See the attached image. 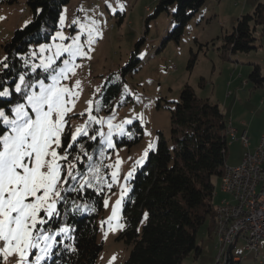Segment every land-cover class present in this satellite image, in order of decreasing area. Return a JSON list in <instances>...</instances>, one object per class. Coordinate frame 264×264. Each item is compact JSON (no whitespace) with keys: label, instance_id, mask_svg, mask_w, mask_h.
I'll list each match as a JSON object with an SVG mask.
<instances>
[{"label":"rangeland","instance_id":"1","mask_svg":"<svg viewBox=\"0 0 264 264\" xmlns=\"http://www.w3.org/2000/svg\"><path fill=\"white\" fill-rule=\"evenodd\" d=\"M259 2L264 3V0H206L179 31L172 18L174 6L152 15L157 0H69L61 6L57 26L49 39L31 44L29 55L35 58L31 63L39 64L42 57L51 55L49 50L41 52V46L61 42L58 38L53 39L57 31H62L70 38L78 33L80 23L90 24L91 20L98 22L96 26L101 35L91 45L88 53L90 58H77L76 63L81 66L76 68L70 80L65 81L70 85L76 80L80 81L74 111L85 115L72 118L70 123L73 130L88 119L85 112L89 107L87 102L93 101V110L98 107L102 86L122 74L121 68L128 62L132 52L137 50L136 58L139 61L124 74L121 83V105L116 106L111 113L101 115L99 118H103L104 123L96 127L106 134L109 119L114 125L126 119L132 120L131 124L124 125V135L117 134V130L113 129V148H107L100 138L97 139L99 144L93 163L104 167L98 174L103 177L99 186L109 188L108 184H111V189L104 198L108 204H104L103 211L97 217L98 240L102 243V250L95 264H121L128 256L131 246L119 237L124 228L123 199L131 188V177L127 180L125 177L145 161V150L154 147L159 132L164 136L169 135L170 112L174 102L179 100L184 85H190L199 97L217 103L224 116H228L227 112L231 110L244 108L264 113V107L258 105L260 100L264 101V84L254 89L252 82L248 81L251 61L261 63L264 69V60H260V55H264L262 26H258L254 32V45L257 49L235 53L225 49V35L231 32L236 19L251 13ZM120 5H123L122 11ZM62 15L65 16L63 25L59 22ZM30 19L31 12L25 0L13 3L0 1V61L3 59L2 45L16 28L23 27ZM73 20L79 23L73 24ZM86 38V34L82 36V42ZM63 42L69 43L70 40ZM191 59L194 62L189 67ZM137 126L142 129L141 138L137 142L116 143V138L133 137L138 133ZM149 144L153 145L150 149ZM104 149L107 151L104 152ZM137 161L141 162L137 164ZM113 172L117 173L115 181L111 176ZM213 182L215 206L225 199L235 203L236 200L230 195L221 192L217 176H213ZM122 191L118 219L109 221L112 208L116 200L121 198ZM207 224H203L197 233V241L202 246L201 255L196 259L192 255L187 256L185 264H215L216 239L208 234ZM243 245L244 240L238 239L237 248L241 254H246ZM252 255H248L249 261L258 264ZM258 259L264 262V240L260 242ZM4 264L9 262L5 261Z\"/></svg>","mask_w":264,"mask_h":264},{"label":"trees","instance_id":"2","mask_svg":"<svg viewBox=\"0 0 264 264\" xmlns=\"http://www.w3.org/2000/svg\"><path fill=\"white\" fill-rule=\"evenodd\" d=\"M0 1L13 3L16 0ZM68 1L25 0L31 19L23 27L16 28L2 45L1 61L7 57L9 68L2 69L0 64V87L13 89L15 83L19 82V75L30 71L31 62L35 59L29 55L31 44L49 39L57 26L61 6ZM205 2L157 0L152 15L174 6L172 18L181 31L190 16ZM258 26H262L261 31L264 32V3L261 2L251 13L236 19L231 32L225 35V49L234 53L256 49L254 32ZM136 51L121 68L122 74L102 86L98 107L93 110L97 117L109 114L121 105V83L124 74L139 61ZM193 62L194 59H191L189 67ZM248 81L252 82L253 88L263 84L259 64H252ZM18 99L19 95L15 93L10 98H0V107L5 106V100L14 103ZM226 125L217 103L199 97L190 85H184L179 100L174 102L170 112L169 135L158 133L154 147L130 178L131 188L123 199L124 228L119 237L131 247L121 264H185L187 256L192 255L196 259L201 255L202 246L197 241L200 227L208 223V234H214L213 176L220 178L226 168ZM96 127L98 125H93V128ZM136 131L138 133L133 137L116 138V143L137 142L142 135L141 127L137 126ZM82 142L94 158L98 140L95 146L94 142L86 139ZM95 167L99 168L100 173L104 169ZM81 170H87V162ZM98 188L102 191L85 188L82 192L68 195L67 213L62 211L61 217L53 221V226L67 225L71 231L63 238L57 237L61 243L54 248L55 255L48 264H95L102 250V243L98 240L97 217L103 211L104 198L109 190L99 184ZM73 201L76 205L86 203L88 210L80 208L73 211ZM72 248L75 250H70Z\"/></svg>","mask_w":264,"mask_h":264},{"label":"snow or ice","instance_id":"3","mask_svg":"<svg viewBox=\"0 0 264 264\" xmlns=\"http://www.w3.org/2000/svg\"><path fill=\"white\" fill-rule=\"evenodd\" d=\"M64 21L62 15L59 22L63 25ZM97 23L96 20H91L90 24L80 23L78 33L70 38L57 31L53 39L58 38L60 43L41 46V52L49 50L51 55L42 57L39 64L30 66L29 72L19 75V82L13 89L0 87V98H10L14 93L19 95L14 103L5 100V106L0 107V264L5 261L9 264H48L55 255L54 248L61 243L57 237L71 231L67 225L53 226L62 211L67 213L68 195L85 188L102 191L98 184L103 177L98 175L99 168L95 167L93 156L82 141L95 142L100 138L111 149L114 147L113 129L124 135V125L132 123L131 119H126L114 125L109 119L106 134L93 128V125H102L104 120L92 114L91 100L85 110L88 119L74 130L70 123L73 117L85 113L74 111L80 81L76 80L73 85L65 81L81 66L76 63L77 58H90L91 45L101 35ZM85 34L87 38L82 42ZM67 40L70 42H63ZM6 61L7 57L0 61L2 69L9 68ZM86 162L87 170L82 171ZM134 170L129 171L125 180ZM111 176L115 181L117 173ZM108 187L111 188V184ZM122 199L123 191L112 208L109 221L118 219ZM72 203L73 211L88 210L86 203ZM104 204L107 206L108 201Z\"/></svg>","mask_w":264,"mask_h":264},{"label":"built area","instance_id":"4","mask_svg":"<svg viewBox=\"0 0 264 264\" xmlns=\"http://www.w3.org/2000/svg\"><path fill=\"white\" fill-rule=\"evenodd\" d=\"M241 141L247 146L248 138L245 133ZM261 148L263 144H260L259 139L253 152H244L238 170L230 171V179H236V187L227 186V194L230 191H237V199L235 206H228V199H225L224 216L240 212V196H247L248 208L247 212H244V219L238 221L233 232L228 234V251H221L220 247H215L217 264H243L240 249L237 248V244H231L233 235H240V238L244 240L243 249L246 254H254V260H257L260 242L264 240V168L260 167ZM248 170H256L255 182H247Z\"/></svg>","mask_w":264,"mask_h":264},{"label":"crops","instance_id":"5","mask_svg":"<svg viewBox=\"0 0 264 264\" xmlns=\"http://www.w3.org/2000/svg\"><path fill=\"white\" fill-rule=\"evenodd\" d=\"M261 59L264 60V55H260V60ZM253 63H255V60L251 61L249 65H252ZM257 64L260 65L261 74L264 78L263 65L261 63H257ZM263 84L260 87H262ZM258 105H260L263 108L264 101L260 100ZM221 112L224 114L223 111ZM227 115L228 116L226 115L224 116L226 119V124H227L226 126L228 127L229 125H231L236 129V132L235 134H227V154H226L225 163L226 166H236L241 161L245 151L253 152L257 147L259 139L264 131V113L263 112L262 114L258 113L256 109L253 112L252 109L248 111L244 108L239 110H231L227 112ZM242 133H245L248 138L247 146H245L241 141V139L239 138V136ZM242 255H243L242 257L243 264H252L248 258L249 254H242ZM258 258H259V254H257L256 262H258V264H264V262H262Z\"/></svg>","mask_w":264,"mask_h":264},{"label":"bare ground","instance_id":"6","mask_svg":"<svg viewBox=\"0 0 264 264\" xmlns=\"http://www.w3.org/2000/svg\"><path fill=\"white\" fill-rule=\"evenodd\" d=\"M236 129L229 125L227 127V134H235ZM243 133L239 136L242 138ZM260 144H263V148H261V159H260V167L264 168V131L260 137ZM239 168V164L236 166H226L223 174L219 178L220 182V190L222 193L227 194L226 187H236V179H230V171H236ZM256 180V170H248L247 172V182H255ZM234 200L237 199V191H230L228 194ZM228 206H235V203H232L228 200ZM239 207L240 212H233L232 214H225V200H221L214 208H215V228H214V238L216 239V247H220L221 251H228V234L233 232L235 224L238 221H242L244 219V212H247L248 201L247 196L239 197ZM238 239H240V235H233L231 237V244H236ZM217 254V252H216ZM217 264V259L215 261Z\"/></svg>","mask_w":264,"mask_h":264}]
</instances>
